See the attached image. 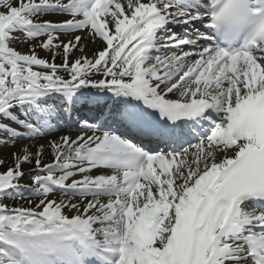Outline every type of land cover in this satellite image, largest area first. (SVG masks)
I'll list each match as a JSON object with an SVG mask.
<instances>
[{
    "label": "snow or ice",
    "instance_id": "obj_1",
    "mask_svg": "<svg viewBox=\"0 0 264 264\" xmlns=\"http://www.w3.org/2000/svg\"><path fill=\"white\" fill-rule=\"evenodd\" d=\"M7 148L0 264H264V0H0Z\"/></svg>",
    "mask_w": 264,
    "mask_h": 264
},
{
    "label": "bare ground",
    "instance_id": "obj_2",
    "mask_svg": "<svg viewBox=\"0 0 264 264\" xmlns=\"http://www.w3.org/2000/svg\"><path fill=\"white\" fill-rule=\"evenodd\" d=\"M173 31H176L174 28H173ZM180 29L177 30V32H179ZM17 47L18 50L22 51V52H27V46L25 44H17L15 45ZM94 49V45L89 43L87 45V52L89 54V56L91 55L92 51ZM37 53L38 55H40L42 58H45V59H49L50 58V55L45 53L42 49H37ZM57 63H60V60L57 59L56 61ZM75 126L73 127V130H72V135L73 136H76V135H79L80 134V131H77V130H74ZM12 151V149L10 148H7V149H0V154L4 155V156H8V154ZM47 162H51V157H48L47 158ZM28 169L26 168L25 171H27Z\"/></svg>",
    "mask_w": 264,
    "mask_h": 264
},
{
    "label": "rangeland",
    "instance_id": "obj_3",
    "mask_svg": "<svg viewBox=\"0 0 264 264\" xmlns=\"http://www.w3.org/2000/svg\"><path fill=\"white\" fill-rule=\"evenodd\" d=\"M20 35V38L21 39H24V34H19ZM3 169L2 168H0V171H2ZM31 181H29V180H25L24 181V183H30ZM9 203H11V202H9Z\"/></svg>",
    "mask_w": 264,
    "mask_h": 264
}]
</instances>
